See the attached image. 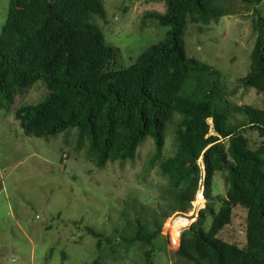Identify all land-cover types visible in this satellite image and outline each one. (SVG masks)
Returning a JSON list of instances; mask_svg holds the SVG:
<instances>
[{
	"label": "trees",
	"instance_id": "obj_1",
	"mask_svg": "<svg viewBox=\"0 0 264 264\" xmlns=\"http://www.w3.org/2000/svg\"><path fill=\"white\" fill-rule=\"evenodd\" d=\"M152 1L166 4L163 14L150 15L167 27L164 40L129 67L116 68L117 50L102 46L93 22L95 16H104L101 0H9L0 32V103L10 108L18 89L41 82L46 90L41 100L14 113L23 134L48 138L75 129L78 143L87 140L96 167L132 160L147 138L154 143L153 159H159L166 124L179 114L176 153L158 164L160 174L178 188L177 211L189 209L199 180L203 199L211 200L217 171L226 172L228 188L217 210L211 200L199 211L197 222L182 233L177 253L197 263L264 264V146L251 151L242 135L251 128L264 136V112L240 106L237 111L246 122L226 123L218 77L209 78L208 65L185 55L187 20L206 23L220 16L213 0ZM243 1L253 6L262 2ZM254 14L257 33L251 66L239 81L264 93V15L257 9ZM236 206L247 211L243 248L218 238ZM206 215L211 217L207 230ZM143 229L138 223L136 232L123 239L149 243L155 233L144 234ZM86 231L102 236L89 227Z\"/></svg>",
	"mask_w": 264,
	"mask_h": 264
},
{
	"label": "rangeland",
	"instance_id": "obj_2",
	"mask_svg": "<svg viewBox=\"0 0 264 264\" xmlns=\"http://www.w3.org/2000/svg\"><path fill=\"white\" fill-rule=\"evenodd\" d=\"M101 2L104 16H95L93 22L102 46L117 50L116 68L129 67L146 49L164 40L167 27L150 17L165 12L163 1ZM213 2L220 16L206 23L187 20L185 55L208 65L209 78L218 77L220 107L225 122L233 126L246 122L237 107L264 112V93L239 81L250 70L257 33L254 9L264 15V0L256 6L243 0ZM8 4L9 0H0V32ZM45 93L44 85L37 82L18 89L10 108L0 103V264H208L189 260L177 251L182 233L197 222L199 211L211 200L217 210L225 198L226 172L214 173L211 200L202 199L199 192L200 201L194 196L189 209L177 211L178 188L160 174L158 164L176 153L175 129L181 116L175 113L166 124L159 159H153L154 143L147 138L132 160L107 161L96 167L87 152V140L78 143L75 129L48 138L23 134L15 111L40 101ZM208 123L212 125L210 119ZM209 133L214 134L212 127ZM242 135L251 151L264 146V136L254 129L245 128ZM201 158L197 163L202 169ZM246 212L233 207L230 222L218 238L243 248ZM177 216L187 217L189 224L175 235ZM210 221L206 215L205 230ZM138 223L144 234L155 233L149 243L123 239L136 232ZM88 227L102 236H91Z\"/></svg>",
	"mask_w": 264,
	"mask_h": 264
},
{
	"label": "bare ground",
	"instance_id": "obj_3",
	"mask_svg": "<svg viewBox=\"0 0 264 264\" xmlns=\"http://www.w3.org/2000/svg\"><path fill=\"white\" fill-rule=\"evenodd\" d=\"M199 192L200 191L198 190V193L196 194V200H198V201H200V199L198 198ZM199 197H201V196H199ZM202 199H203V196H202ZM188 222H189V219L187 217L177 216V218H175V220L173 222V231H174V234L175 235L179 234L180 230L183 227H185V226H187L189 224Z\"/></svg>",
	"mask_w": 264,
	"mask_h": 264
},
{
	"label": "built area",
	"instance_id": "obj_4",
	"mask_svg": "<svg viewBox=\"0 0 264 264\" xmlns=\"http://www.w3.org/2000/svg\"><path fill=\"white\" fill-rule=\"evenodd\" d=\"M202 188H203L202 180H200V182H199V191L201 192V195H202ZM197 192H196V194H197ZM196 194H195V197H196Z\"/></svg>",
	"mask_w": 264,
	"mask_h": 264
}]
</instances>
